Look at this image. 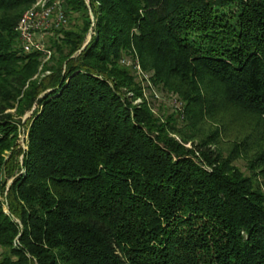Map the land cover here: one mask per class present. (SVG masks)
<instances>
[{"label":"trees","instance_id":"obj_1","mask_svg":"<svg viewBox=\"0 0 264 264\" xmlns=\"http://www.w3.org/2000/svg\"><path fill=\"white\" fill-rule=\"evenodd\" d=\"M58 1L42 78L0 0V264H264V0Z\"/></svg>","mask_w":264,"mask_h":264},{"label":"built area","instance_id":"obj_2","mask_svg":"<svg viewBox=\"0 0 264 264\" xmlns=\"http://www.w3.org/2000/svg\"><path fill=\"white\" fill-rule=\"evenodd\" d=\"M66 25L67 19L58 0H35L34 5L23 14L17 27L24 51L43 52L46 58L50 57L52 52L45 47L44 36Z\"/></svg>","mask_w":264,"mask_h":264},{"label":"rangeland","instance_id":"obj_3","mask_svg":"<svg viewBox=\"0 0 264 264\" xmlns=\"http://www.w3.org/2000/svg\"><path fill=\"white\" fill-rule=\"evenodd\" d=\"M90 36H92V33H90V35L88 36L87 40H89ZM45 37V40H44V44H45V47H48L49 43V39L52 37V34L51 33H48ZM51 58H52V54L50 57L46 58H42L41 61H42V66L40 68V74L41 76L40 77H46L50 74V72H44L43 71V67L45 65H48V63L51 61ZM126 67H132L134 69V72L136 73L137 77L139 78V81H141V84H142V87H143V93H144V96L145 98L150 102L152 108H153V112L155 114H157L158 116H160L163 112H172L171 111V108H178L180 107L181 105H179V103L181 102V100L178 99V96L175 94V93H167V92H163L157 88H155V86L153 85V83L150 81V76L151 74L149 73H146L144 72L141 67H140V64H139V61L136 60H131V59H126L125 60V63L122 62ZM137 68H136V67ZM139 67V68H138ZM39 76V75H38ZM141 103V99H139L136 104H139ZM182 104V103H181ZM164 106H168L167 110L163 111V108ZM178 106V107H177ZM169 108H170V111H169ZM178 112L182 113L184 111V107H183V104L182 106L177 109ZM175 111V110H174ZM32 112H28L23 118H22V122L25 123L28 118L31 116ZM26 128H22L21 130V135H20V143H21V146L24 148V149H27L26 147V144H25V140L27 138L26 136V133H25V130ZM187 147H191V143H188L186 145ZM238 166L242 169V171H245V166H244V163L243 162H239L238 163ZM13 182V180H11L9 182V185ZM263 185H264V181L262 182ZM5 210L6 212H8V209L7 207H5Z\"/></svg>","mask_w":264,"mask_h":264},{"label":"water","instance_id":"obj_4","mask_svg":"<svg viewBox=\"0 0 264 264\" xmlns=\"http://www.w3.org/2000/svg\"><path fill=\"white\" fill-rule=\"evenodd\" d=\"M91 37H92V36H90L89 40H87V42H86L85 45L83 46L82 50L85 49L86 46L90 43V41H91Z\"/></svg>","mask_w":264,"mask_h":264}]
</instances>
